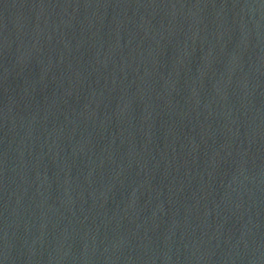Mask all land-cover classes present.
Returning a JSON list of instances; mask_svg holds the SVG:
<instances>
[{
	"label": "water",
	"instance_id": "1",
	"mask_svg": "<svg viewBox=\"0 0 264 264\" xmlns=\"http://www.w3.org/2000/svg\"><path fill=\"white\" fill-rule=\"evenodd\" d=\"M0 264H264V0H0Z\"/></svg>",
	"mask_w": 264,
	"mask_h": 264
}]
</instances>
